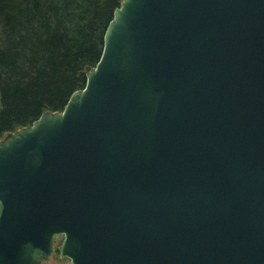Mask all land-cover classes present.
I'll list each match as a JSON object with an SVG mask.
<instances>
[{
    "label": "water",
    "instance_id": "water-1",
    "mask_svg": "<svg viewBox=\"0 0 264 264\" xmlns=\"http://www.w3.org/2000/svg\"><path fill=\"white\" fill-rule=\"evenodd\" d=\"M85 78L0 140V264H264V0H121Z\"/></svg>",
    "mask_w": 264,
    "mask_h": 264
},
{
    "label": "trees",
    "instance_id": "trees-1",
    "mask_svg": "<svg viewBox=\"0 0 264 264\" xmlns=\"http://www.w3.org/2000/svg\"><path fill=\"white\" fill-rule=\"evenodd\" d=\"M121 0H0V139L61 112Z\"/></svg>",
    "mask_w": 264,
    "mask_h": 264
},
{
    "label": "rangeland",
    "instance_id": "rangeland-1",
    "mask_svg": "<svg viewBox=\"0 0 264 264\" xmlns=\"http://www.w3.org/2000/svg\"><path fill=\"white\" fill-rule=\"evenodd\" d=\"M6 135L7 134H4L0 140L5 139ZM62 241H63L62 235L55 237V239L53 240V251L51 255L46 260L40 261V264H69V260L67 258L59 257L58 248L60 247Z\"/></svg>",
    "mask_w": 264,
    "mask_h": 264
},
{
    "label": "flooded vegetation",
    "instance_id": "flooded-vegetation-1",
    "mask_svg": "<svg viewBox=\"0 0 264 264\" xmlns=\"http://www.w3.org/2000/svg\"><path fill=\"white\" fill-rule=\"evenodd\" d=\"M70 263V262H69Z\"/></svg>",
    "mask_w": 264,
    "mask_h": 264
}]
</instances>
